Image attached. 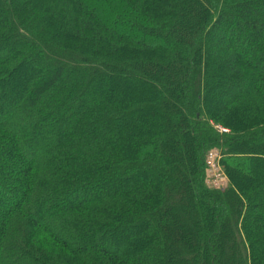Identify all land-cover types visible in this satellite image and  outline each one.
I'll return each instance as SVG.
<instances>
[{"label": "trees", "instance_id": "1", "mask_svg": "<svg viewBox=\"0 0 264 264\" xmlns=\"http://www.w3.org/2000/svg\"><path fill=\"white\" fill-rule=\"evenodd\" d=\"M0 264H264V0H0Z\"/></svg>", "mask_w": 264, "mask_h": 264}, {"label": "built area", "instance_id": "2", "mask_svg": "<svg viewBox=\"0 0 264 264\" xmlns=\"http://www.w3.org/2000/svg\"><path fill=\"white\" fill-rule=\"evenodd\" d=\"M221 131H226L224 128L219 127ZM205 161H206V181L209 184H212L214 186V182H225V175L222 172V168L220 165V156L216 149H211L207 151L205 155ZM209 184V185H210Z\"/></svg>", "mask_w": 264, "mask_h": 264}, {"label": "rangeland", "instance_id": "3", "mask_svg": "<svg viewBox=\"0 0 264 264\" xmlns=\"http://www.w3.org/2000/svg\"><path fill=\"white\" fill-rule=\"evenodd\" d=\"M226 130V129H225ZM227 131V130H226ZM222 168V167H221ZM222 172L224 173V171L222 170ZM224 175H225V173H224ZM210 184V183H209ZM214 184V186L212 185V184H210V186H212V187H214V188H216V189H223L225 186H226V184H227V177H226V175H225V182H218V183H213Z\"/></svg>", "mask_w": 264, "mask_h": 264}]
</instances>
